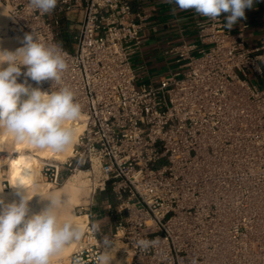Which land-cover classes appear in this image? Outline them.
<instances>
[{
    "label": "built area",
    "instance_id": "obj_1",
    "mask_svg": "<svg viewBox=\"0 0 264 264\" xmlns=\"http://www.w3.org/2000/svg\"><path fill=\"white\" fill-rule=\"evenodd\" d=\"M0 4L7 32H33L68 64L60 85L32 87L66 86L81 105V117L69 121L82 125L71 153L44 159L41 169L54 186L64 171L81 176L91 196L77 205L87 218L68 264H95L105 236L126 264H264V85L248 79L263 78L264 45L248 47L241 32L223 27V14L199 16V45H174V68L137 82L131 57L143 15L131 0H58L49 13L29 0ZM156 237L147 251L133 244Z\"/></svg>",
    "mask_w": 264,
    "mask_h": 264
},
{
    "label": "clouds",
    "instance_id": "obj_2",
    "mask_svg": "<svg viewBox=\"0 0 264 264\" xmlns=\"http://www.w3.org/2000/svg\"><path fill=\"white\" fill-rule=\"evenodd\" d=\"M30 5L42 13L53 11L58 0H29ZM178 10H194L199 16L210 20L224 16L223 27L231 30L234 24L245 17V10L254 0H164ZM15 52L0 48V136H11L17 143L33 148L62 152L74 141V129L67 127L82 115L81 105L75 102L74 93L66 86L56 91H43L32 87L52 81L60 85L63 73L68 69L61 49L55 44L42 42L40 38L26 33L20 39ZM23 68V70H22ZM22 82H18L20 77ZM16 189L19 200L5 202L0 196V264H52L53 258L66 247L80 241L84 228L73 220H61L60 209L66 204L62 195H32L28 182L21 179L9 181ZM47 200L38 212H33L29 201L34 196ZM90 231H100L98 223H92ZM155 239H138L134 246L147 251L159 242ZM114 243L103 237V251L95 258V264H112ZM111 249V250H109ZM74 264H84L79 257ZM189 264H198L192 258Z\"/></svg>",
    "mask_w": 264,
    "mask_h": 264
},
{
    "label": "crops",
    "instance_id": "obj_3",
    "mask_svg": "<svg viewBox=\"0 0 264 264\" xmlns=\"http://www.w3.org/2000/svg\"><path fill=\"white\" fill-rule=\"evenodd\" d=\"M174 7L164 0H131L132 11L143 15L141 44L132 55L133 63L136 72H141L147 80H153L163 65H168V71L174 68V58L169 52L174 45L182 41L199 45V15L194 10L178 9L174 14ZM230 31L241 32L248 47L264 45V0H254L253 6L245 10V17ZM258 82L260 86L264 85V75ZM103 194L107 196L105 192Z\"/></svg>",
    "mask_w": 264,
    "mask_h": 264
},
{
    "label": "bare ground",
    "instance_id": "obj_4",
    "mask_svg": "<svg viewBox=\"0 0 264 264\" xmlns=\"http://www.w3.org/2000/svg\"><path fill=\"white\" fill-rule=\"evenodd\" d=\"M6 21V10L0 7V25H6ZM6 27H8V25ZM0 48L12 52H15L18 49L17 45H15V41L10 38H0ZM66 126L74 129V141L62 152H52L50 149H36L27 144V142L17 143L11 136H0V166L3 164L7 165L6 180L8 182L7 189H3L0 182V196H2L5 202L19 200L16 189L9 185V181L13 179L26 180L28 182L29 193L32 195L39 194L44 197L58 194L65 197L67 202L59 210L61 220H73L75 223L81 225L84 228V221L87 217L85 214L79 215L74 208L79 202V195L83 192H86L81 189L83 182L80 180V177H78V181H73L76 180V178L73 180H71L72 178H66L64 183L55 189H52V184L50 182H44V179L41 178V169L44 159L52 157L57 160H63L71 153L77 136L82 129V125L80 123L70 124L68 121ZM10 149H12V152L17 153L13 154L12 152H9ZM49 203L50 202L47 200H41L38 195L34 196L29 201L30 208L33 212L40 211ZM79 244L80 241L66 247L63 252L53 258L52 264H64V262L66 264L68 255Z\"/></svg>",
    "mask_w": 264,
    "mask_h": 264
},
{
    "label": "rangeland",
    "instance_id": "obj_5",
    "mask_svg": "<svg viewBox=\"0 0 264 264\" xmlns=\"http://www.w3.org/2000/svg\"><path fill=\"white\" fill-rule=\"evenodd\" d=\"M0 7L1 8H4L3 6H2V4H0ZM5 9V8H4ZM7 13V12H6ZM9 22V16H8V14H7V21H6V25L4 24V25H0V38L1 39H13L14 41H15V45H17V48H19L20 47V39H19V37L17 36V35H15V34H12V33H9V32H7L6 30H5V28H7L6 26L8 25L7 23ZM71 47V46H70ZM16 48V49H17ZM15 49V50H16ZM14 50V51H15ZM131 61H132V63H133V57H131ZM134 64V63H133ZM172 64H174V63H172ZM167 72H168V65H163V66H161V67H159L158 68V70H157V73L155 74V78H152L153 80H155V81H157V80H159L162 76H164L165 74H167ZM159 73V74H158ZM147 79L148 78H146V77H144L143 76V74L141 73V72H137V82H142V81H147ZM248 79H249V81L251 82V83H253V84H256V85H258V87H262V86H260L259 85V79L258 78H256V76L254 75V74H252V75H248ZM9 152H12V149H10L9 150ZM13 154H16L17 152H12ZM50 158H52V157H50ZM6 172H7V165L6 164H3L2 166H0V182H1V185H2V188L3 189H7L8 188V182H7V180H6ZM78 177H80V180H82V182L84 183H82V186H81V189H83V191H86V192H83V193H81L80 195H79V202H78V204H85V203H87V202H90L91 201V196H90V193H89V190H88V188L86 187V185H85V182H84V180H83V178L81 177V176H77V175H73V177L71 176H69L68 178H72L71 180H73V179H75L76 178V180H73V181H78ZM41 178L42 179H44V182H48L49 183V181L48 180H46L45 178H44V176L42 175L41 176ZM66 178H67V175H66V172L64 171L63 173H62V181H61V183L60 184H58L57 186H54L53 184H52V189H55V188H57V187H60L63 183H64V181L66 180ZM4 181H5V186H4ZM106 193V194H108L109 193V191L107 190V191H103V192H99V193H97V194H95L93 197H92V202H98V203H100V201H101V199H103V193ZM77 204V205H78ZM77 205H75V211L77 212ZM78 213V212H77ZM79 215H81V214H79ZM108 225H105L104 226V229H105V231H106V234L109 236V231H108ZM109 250H111V249H109ZM111 255L114 257V260L112 261V264H126L125 262H124V257L123 256H121V254L120 253H118L116 250H115V248H113L112 249V252H111ZM67 262H68V257H67ZM66 262V264H68ZM64 264H65V262H64Z\"/></svg>",
    "mask_w": 264,
    "mask_h": 264
},
{
    "label": "trees",
    "instance_id": "obj_6",
    "mask_svg": "<svg viewBox=\"0 0 264 264\" xmlns=\"http://www.w3.org/2000/svg\"><path fill=\"white\" fill-rule=\"evenodd\" d=\"M68 37H69V35L67 32L62 33L61 40H62L64 45H69V40H68L69 38Z\"/></svg>",
    "mask_w": 264,
    "mask_h": 264
}]
</instances>
